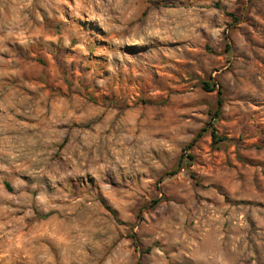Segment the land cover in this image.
I'll list each match as a JSON object with an SVG mask.
<instances>
[{"label": "clouds", "instance_id": "1", "mask_svg": "<svg viewBox=\"0 0 264 264\" xmlns=\"http://www.w3.org/2000/svg\"><path fill=\"white\" fill-rule=\"evenodd\" d=\"M212 3L0 0V53L8 57L0 55V75L9 77V84L25 67L35 65V59L17 60L8 47L17 43L29 56L37 46L43 49L37 55L69 49L70 58L57 57L61 68L79 66L90 59L88 53L94 48H102L104 60L96 63L105 64L108 73L93 69L72 80L71 91L83 95V100L55 88L29 97L21 91L27 86L22 78L0 87V209L5 220L0 264H137L140 252L134 250L128 234L146 231L152 235L142 247H150L151 253L145 251L142 264L149 260L154 264H264V203H243L264 202V183L256 193L247 173L241 178V169L222 163H213L211 172L183 185L161 180L216 107L212 94L202 91L201 78L215 77L232 112L250 113L253 105L264 110V47L252 42L264 40V0H222L221 11L213 10ZM225 12L238 17L243 26L229 27ZM93 19L101 21L103 31L90 24ZM238 31L252 32V38L245 41ZM230 42L232 51L224 55L223 64L204 50L207 45L223 54ZM157 72L179 74L181 91L169 90L172 81H157ZM117 77L133 81V87L114 90L111 84ZM55 79H62L60 72L49 82ZM141 82H151L144 91L158 98L151 107L128 109L124 101L134 96ZM95 86L99 89L93 107L85 88L90 91ZM100 91L108 94L106 102L99 99ZM29 100L32 103L22 114L35 112L37 122L25 127L9 112L14 115L17 106ZM58 103L62 111L57 110ZM182 110L189 111V118L180 115ZM129 112L138 118L129 120ZM73 122L88 132L72 129ZM57 125L68 128L57 132ZM65 135L68 143L61 147ZM260 151L264 154V145ZM190 171L182 170L185 178ZM85 173H91L95 181L90 182ZM5 181L12 186L11 194L4 188ZM218 193L231 194L228 205ZM145 194H163L169 200L161 206L160 218L153 217L155 223L140 225L125 209L122 218L129 223L121 227L100 206L105 195L131 207ZM208 199L215 208L205 202ZM16 212L23 215L16 219ZM24 217L29 218L28 225L23 224ZM45 224L55 227L54 243L33 239ZM22 231L24 240L18 242L17 233Z\"/></svg>", "mask_w": 264, "mask_h": 264}, {"label": "rangeland", "instance_id": "2", "mask_svg": "<svg viewBox=\"0 0 264 264\" xmlns=\"http://www.w3.org/2000/svg\"><path fill=\"white\" fill-rule=\"evenodd\" d=\"M73 0H68V4H71ZM63 7H67L64 5ZM212 9L215 11L222 10V0H213L211 5ZM226 7V6H225ZM43 12V10H41ZM224 17L226 18V23L229 27H235L236 25L243 26L239 21L238 17H235L232 13L225 12ZM43 19V16H42ZM65 20H68L69 17L65 16ZM215 15L213 16V20H215ZM90 24L96 25V30L103 31V25L101 21L98 19H93L90 21ZM251 27V25H249ZM246 31V30H245ZM245 31H238L237 36L243 37L245 41L252 38V32H248L245 35ZM254 32L255 29L253 28ZM254 44L259 45L260 47H264V40L261 39H252ZM51 44V41H48ZM13 51L16 53L17 60L21 62H27L30 59H35V65L32 68L25 67L23 71H20L18 75L13 76L11 78V84H9V77L0 75V87L8 84L11 86L12 84H17L18 81L22 78L26 82V87L22 88L21 91L25 93L27 96L32 97L37 92L43 91H51L55 88L57 91L63 93H69L73 96H78L80 100L84 99L83 95L79 93H73L71 91V82L76 77L81 76L84 72L91 71L95 69L96 73L103 74L105 76L108 75L106 70V65L101 63L97 64L96 61L104 60V50L102 48H94L92 52L88 53V57L90 59L83 60L79 66L68 65L67 68H61L60 64L57 63V57L70 58L72 53L69 49H64L63 52L60 50H56L53 53H49L47 55L39 54L37 52L43 53V49L39 46L37 48L31 49L32 56H29L28 50H25L23 46L20 44L8 45ZM53 48L56 49L57 46L53 45ZM204 50L209 52L212 55H215L217 63H225L224 55L228 54L232 51L231 42L225 46L223 54L214 53L211 49L204 45ZM198 54V53H197ZM4 57V59H8L6 54L0 53ZM261 66L264 67V61H261ZM104 69V72L101 73V69ZM47 70L45 75L41 76L40 72L43 70ZM215 71V69H214ZM60 72V76L62 79H55V83H50L54 77L55 73ZM187 75V73H184ZM157 81H172L173 83L169 85V90L171 92L179 93L181 91L180 84L182 83L181 76L176 72H168L167 74H161L159 72L156 73ZM199 83L203 86L204 83H208L212 91L205 93H211L213 99L217 98V90L221 91V99L222 105L218 112L216 113V107L213 111L209 112L210 120L204 121L203 126L199 128L196 135L192 138V140L187 144L183 154L179 156L172 168L167 171L161 180L168 179L169 181H174L177 185L186 184L188 181L194 180L196 176H204L207 172L212 171V165L215 163L219 166L221 163L225 165V167L231 169H241V178H244V174L247 173V178L251 185V189L259 193L260 192V184L264 183V154L260 151V146L264 145V110H261L258 105H253L251 112H244L242 114L234 113L231 110L229 103L224 99L226 93L223 87H218L215 83L214 76H206L200 79ZM159 87V84L156 85ZM111 87L116 90L122 92L124 89H131L133 87V81L124 78L117 77L112 81ZM151 82L148 84H143L141 82L137 86V90L134 92V96L128 97L125 99V103L128 109H132L134 106H139L140 108L151 107L152 103H155V100L158 98L157 96H148L146 95L144 89L150 88ZM99 86L92 87L91 90L85 88V92L88 94V101L95 107L97 96L94 95L98 92ZM64 97H61L63 99ZM108 94L105 92H99V99L102 101L108 100ZM163 99V98H161ZM32 101L29 100L27 104L23 107L17 106L18 110L13 113L10 111L9 116L19 122L20 124L28 127L29 125L35 124L36 113L29 112L27 115H23L27 106L31 104ZM58 111H62L63 105H56ZM106 115V114H105ZM180 115L185 119L189 118L190 113L187 110H182ZM138 118V114H133L129 112V120L135 121ZM192 121H196L200 123L199 118L196 116L190 117ZM2 123V121H0ZM132 126L131 124L129 125ZM68 125H57L56 131L60 132L64 129H67ZM72 129H79L82 132L87 133L88 128H80L79 124L73 122ZM190 132V130H187ZM213 131L216 136V144H212L210 132ZM138 134V131H137ZM156 136H160L161 133L156 132ZM218 139H221L220 141ZM62 145L68 143L67 135L62 137ZM190 169V173L187 178L183 174L182 170ZM85 176L89 177L90 182L95 181V177L91 175V173H85ZM142 173H137V176H142ZM140 181L137 180L136 183ZM159 183V181L157 182ZM112 186H115V182L112 181ZM4 188L8 193H12V186L5 181ZM127 190V185H125V191ZM81 191L86 193L85 189H81ZM156 192H159L160 189L157 187L155 189ZM225 192L227 190L225 189ZM75 195V193H73ZM223 198V201L226 205L229 204L231 199V194L225 195L224 193H218ZM79 199L80 197H76ZM173 203L175 200L172 201ZM212 205L215 208V204H212V200L208 199L205 201ZM169 200L163 198V194L159 196H153L149 194H145L139 200L135 202L134 212L131 210V207L123 202L121 204L114 203L109 196L105 195L103 201L100 202V206L103 208V212L107 214L108 217H111L113 220L117 221L121 227H125L129 221L124 220L122 217L125 214V209H128V215L132 217V220L136 221L140 225H144L151 221L155 223L156 219H159L161 216V206L163 204H168ZM241 203V202H236ZM243 203H247L252 206H260L262 203L259 200L256 201H245ZM235 206V205H230ZM166 214V213H165ZM16 219H19L23 213L16 212L13 214ZM9 220L12 217L8 218ZM23 224H29V218H23ZM5 220L3 216V211L0 209V232L4 230ZM55 227L54 225L50 226L45 224L43 227L37 229V232L34 233L33 239H39L42 242L47 241L48 243H54L55 241ZM152 233L150 231H146L144 233L137 234L136 232H130L128 234V239L132 240L135 243L134 250H138L140 252V256L137 259V264H142L145 260V251L147 253H151L150 247H142L143 241L151 236ZM18 242H22L24 240L23 231L17 233ZM154 244L158 245L159 241H155ZM51 250V249H50ZM175 251V249H172ZM167 256V253H166ZM147 264H154L152 261H148Z\"/></svg>", "mask_w": 264, "mask_h": 264}, {"label": "trees", "instance_id": "3", "mask_svg": "<svg viewBox=\"0 0 264 264\" xmlns=\"http://www.w3.org/2000/svg\"><path fill=\"white\" fill-rule=\"evenodd\" d=\"M202 88H203V90H205L207 92L212 91V89L210 88L208 83H204ZM216 104H217L216 113L218 114V112H219V110L221 108V105H222L221 91L220 90H217ZM210 136H211L212 144H216V142H217L216 141V136H215V133L213 131L210 132ZM218 140L220 141L221 139H218Z\"/></svg>", "mask_w": 264, "mask_h": 264}]
</instances>
